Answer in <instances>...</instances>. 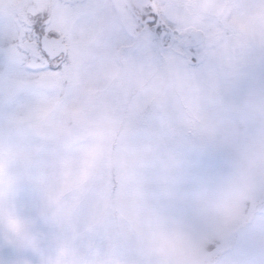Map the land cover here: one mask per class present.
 Instances as JSON below:
<instances>
[{
	"label": "snow or ice",
	"instance_id": "6c2138e0",
	"mask_svg": "<svg viewBox=\"0 0 264 264\" xmlns=\"http://www.w3.org/2000/svg\"><path fill=\"white\" fill-rule=\"evenodd\" d=\"M0 264H264V0H0Z\"/></svg>",
	"mask_w": 264,
	"mask_h": 264
}]
</instances>
